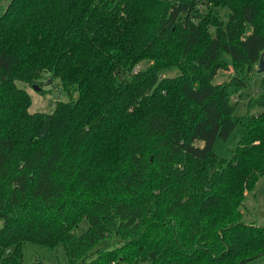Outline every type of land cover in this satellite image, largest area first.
I'll return each mask as SVG.
<instances>
[{
  "label": "trees",
  "instance_id": "16d2710c",
  "mask_svg": "<svg viewBox=\"0 0 264 264\" xmlns=\"http://www.w3.org/2000/svg\"><path fill=\"white\" fill-rule=\"evenodd\" d=\"M262 54L264 0H9L0 13V264H24L27 241L62 244L69 264L263 255L264 225L244 222L241 209L264 176ZM172 67L180 73L164 75ZM45 73L69 99L31 112L17 80L43 92ZM247 93L248 112L238 113L234 97ZM233 132L227 158L215 141Z\"/></svg>",
  "mask_w": 264,
  "mask_h": 264
},
{
  "label": "rangeland",
  "instance_id": "374dc122",
  "mask_svg": "<svg viewBox=\"0 0 264 264\" xmlns=\"http://www.w3.org/2000/svg\"><path fill=\"white\" fill-rule=\"evenodd\" d=\"M9 0H0V13L6 7V4ZM226 9L222 10V13H226ZM149 61H143L140 64V67H145ZM259 68V67H258ZM233 72V68L230 70H220L217 76L214 78L215 82H220L227 78V76ZM180 73L178 67H172L164 70V75L166 76H175ZM47 73L44 74V84L42 87L44 91L41 92V89H37L35 85L30 83L17 80L18 86L25 88L29 91L32 97V103L30 105V111H43V112H53L55 105L58 100H68L69 96L66 91L60 89L58 82L59 80H54L53 82L48 81ZM260 75L256 76L250 83V85L245 88L246 92L255 93L257 92L260 85ZM249 94H245L243 97L241 95H236L234 101L238 102L237 112L246 114L248 108L246 106ZM261 110L259 106L252 108V112H257ZM239 140V135L237 132H233L229 138L222 139L218 138L215 141V151L224 157H231L233 149L237 146ZM257 185H255L254 190H247L245 192V198L243 205L241 207L243 211L244 222L255 223L264 225V176L261 175L257 180ZM3 221L0 218V227L2 226ZM82 227H87V223L84 221ZM42 261L46 264H69L67 253L62 244L57 246H49L44 243H37L35 241H27L24 246V264H39L38 262ZM123 264H130L125 262ZM243 264H264V254L254 258L252 260L246 261Z\"/></svg>",
  "mask_w": 264,
  "mask_h": 264
},
{
  "label": "water",
  "instance_id": "95a60500",
  "mask_svg": "<svg viewBox=\"0 0 264 264\" xmlns=\"http://www.w3.org/2000/svg\"><path fill=\"white\" fill-rule=\"evenodd\" d=\"M259 72H264V54L261 55L260 62H259ZM35 87L38 89L39 86L35 85Z\"/></svg>",
  "mask_w": 264,
  "mask_h": 264
}]
</instances>
